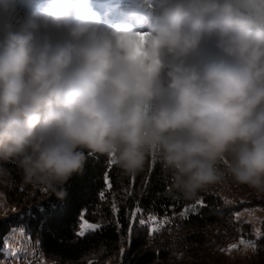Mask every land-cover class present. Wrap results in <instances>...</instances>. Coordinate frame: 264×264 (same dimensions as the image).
Returning a JSON list of instances; mask_svg holds the SVG:
<instances>
[{
  "label": "clouds",
  "instance_id": "obj_1",
  "mask_svg": "<svg viewBox=\"0 0 264 264\" xmlns=\"http://www.w3.org/2000/svg\"><path fill=\"white\" fill-rule=\"evenodd\" d=\"M120 8L112 20L95 0H0V211L16 175L64 198L88 156L126 176L159 163L188 200L224 184L264 199V0ZM86 258L119 264L105 242Z\"/></svg>",
  "mask_w": 264,
  "mask_h": 264
},
{
  "label": "trees",
  "instance_id": "obj_2",
  "mask_svg": "<svg viewBox=\"0 0 264 264\" xmlns=\"http://www.w3.org/2000/svg\"><path fill=\"white\" fill-rule=\"evenodd\" d=\"M16 180L17 187L8 193L19 197L23 208L0 218V260L7 256L9 233L18 226L38 242L45 256L60 257L61 264L66 260L87 264V254L100 242L117 254L119 264H168L170 259L208 264L224 243L246 233L259 252H264V221L262 232L257 234L248 228L249 222L235 217L242 209L264 206V199L248 197L231 184L213 186L196 199H184L166 184L159 163L146 166L138 175L126 176L106 156H88L83 173L73 175L65 184L64 198L39 190L29 192L19 185V175ZM201 199L204 206L198 205ZM113 203L120 209L119 227ZM137 205L142 212L136 214L129 235V220ZM150 215L162 217L163 224L152 228ZM82 216L101 228L88 230L83 237L77 235ZM141 219L146 221L144 225L139 224ZM121 239L126 243L124 248Z\"/></svg>",
  "mask_w": 264,
  "mask_h": 264
},
{
  "label": "rangeland",
  "instance_id": "obj_3",
  "mask_svg": "<svg viewBox=\"0 0 264 264\" xmlns=\"http://www.w3.org/2000/svg\"><path fill=\"white\" fill-rule=\"evenodd\" d=\"M126 2L127 0H95L97 8L103 11L110 10V13L115 15H122L120 5ZM8 200V207L4 211H0V218L11 216L23 208L22 200L19 197H12L8 193ZM151 216H155L158 220L156 224L149 220L151 227L159 228L163 224V218L157 215ZM235 217L240 218L243 222H249L248 228L259 234L262 232L264 221V206L242 209L235 213ZM241 240L251 241L247 233L230 239L217 252L213 253L208 264H264V252H259V248L253 243L250 245L241 244ZM231 244H237V249L226 251ZM122 246L123 248L126 247V243L124 242ZM6 254L7 256L0 260V264H44V259L47 257L41 252L38 242L27 237L23 226L15 227L9 233L6 242ZM175 264H183V261L175 262Z\"/></svg>",
  "mask_w": 264,
  "mask_h": 264
},
{
  "label": "snow or ice",
  "instance_id": "obj_4",
  "mask_svg": "<svg viewBox=\"0 0 264 264\" xmlns=\"http://www.w3.org/2000/svg\"><path fill=\"white\" fill-rule=\"evenodd\" d=\"M110 164H111V163H110ZM108 187L111 188V183H110V182H108ZM128 194L130 195L131 193H128ZM103 195H104V194L101 193V196H103ZM198 205H199V206H204V201L201 199L200 201H198ZM195 207H196V205H193V208H195ZM112 209H113L114 213L117 215V227H119L118 214H119L120 209H119V207H118L115 203L112 204ZM141 212H142V209L139 207V205H137L135 211L132 213V215H131V217H130V220H129V235H131L132 224H133V223L135 222V220H136V214H137V213H141ZM148 219H149L150 221H152L153 224L158 223V220H157V218H156L155 216H151V215H150ZM81 221H82V223H81V225H80V230H79V232L77 233V235H79V236H81V237L85 236L86 231H87L88 229L98 230V229L101 228V224H99V223H89L87 220L83 219V216L81 217ZM145 223H146L145 220H143V219L139 220V224H140V225H144ZM165 223H167V220H165ZM241 244H244V245H250V244H252V242H251V241H244V240H241ZM237 247H238L237 244H231V245H229V248L226 249V251H227V250H234V249H237Z\"/></svg>",
  "mask_w": 264,
  "mask_h": 264
},
{
  "label": "bare ground",
  "instance_id": "obj_5",
  "mask_svg": "<svg viewBox=\"0 0 264 264\" xmlns=\"http://www.w3.org/2000/svg\"><path fill=\"white\" fill-rule=\"evenodd\" d=\"M104 10H105V9H104ZM101 11H103V10H101ZM109 15H110V17H111L112 20L119 19V18H121V16H122V15H115L114 13H113V14L109 13Z\"/></svg>",
  "mask_w": 264,
  "mask_h": 264
}]
</instances>
